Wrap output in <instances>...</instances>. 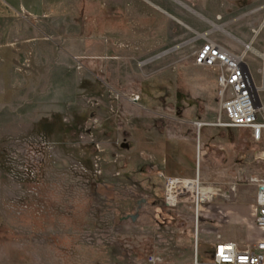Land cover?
<instances>
[{
	"label": "rangeland",
	"instance_id": "obj_1",
	"mask_svg": "<svg viewBox=\"0 0 264 264\" xmlns=\"http://www.w3.org/2000/svg\"><path fill=\"white\" fill-rule=\"evenodd\" d=\"M244 1L249 4L244 9L248 14L237 22L240 29L259 28L264 18V0ZM84 2L57 0L61 25L76 22L81 35L84 20L90 19ZM93 6L90 20L93 32L98 33V1ZM210 28L215 29L211 25ZM186 32L182 60L189 68L186 73L173 74L186 90L187 100L181 108L174 103L164 106L163 101L155 109L151 105L152 97L164 90L147 82L158 83L163 78H155L156 66L146 59L136 73L133 88L117 87L105 80L108 86L102 84L100 94L79 96L75 110L70 113L47 114L42 121H7V126L1 128L0 251L5 254L7 264H146L145 257L150 252L167 263L191 260L195 191H174L175 205L166 204L164 178L141 174L132 154L135 135L146 140L157 132L162 139L186 129L195 136L201 128L195 122H213L218 116L215 72L193 63L194 50L205 41V34H199L194 41L196 34ZM263 32L261 28L254 41L259 50L263 46ZM245 60L259 85L261 60L251 53ZM131 91L141 93V100L138 99L144 105L131 104ZM137 117L141 121L139 127L133 125V118ZM207 128L220 130L221 134L205 144L217 152L211 157L219 166L205 168L204 176L198 177L201 188L209 190L210 195L198 204L197 254L201 264H210L211 240L216 233L237 240L240 246L249 245L254 242L253 237H258L247 207L254 192L248 179L264 175V131L261 140L255 142L245 128L215 125ZM208 129L202 128L201 141ZM228 151L234 155L229 164L227 160L223 162ZM91 181L97 194L94 199L88 189ZM218 204L240 206L238 214L251 221L249 226L246 223V231L241 226L229 225L224 232L206 224L208 219L230 222L233 213L223 218ZM135 213L137 216L131 220L129 216ZM251 233L254 236L248 237ZM261 236L264 238V233Z\"/></svg>",
	"mask_w": 264,
	"mask_h": 264
},
{
	"label": "crops",
	"instance_id": "obj_2",
	"mask_svg": "<svg viewBox=\"0 0 264 264\" xmlns=\"http://www.w3.org/2000/svg\"><path fill=\"white\" fill-rule=\"evenodd\" d=\"M96 1L100 7L98 33L93 32L90 20ZM248 5L244 0H85L84 7L90 13L86 16L90 19L84 20L81 35L76 22L61 25L57 0H0V130L7 126V121H42L47 114L70 113L75 110L79 96L96 97L100 94V86L105 83L108 86L107 82L125 89L133 88L136 73L146 59L156 66L155 78H163L158 83L147 82L164 90L152 97L151 105L155 109L157 103L163 101L164 106L174 103L181 108L187 100L186 90L173 74L186 73L189 68L182 60L186 30L196 34L194 41L199 34H205L203 39H211L233 52H240L243 43L251 40L252 29H255L250 27L242 31L237 23L248 14L244 11ZM130 94L141 98L138 91ZM139 99L131 104L140 106L142 101ZM133 121L134 126H140L139 117ZM208 126H201L195 136L186 129L162 136V139L157 132L147 136L146 140L133 136L132 154L137 170L153 178L158 174L192 179L195 173L203 177L205 168L219 166L211 157L217 152L205 144L221 133L220 130H209ZM203 127L208 130L201 141ZM225 136L230 137L226 133ZM196 140L201 155L200 171L195 162L196 147L193 149ZM233 158L228 151L223 162L227 160L229 164ZM254 192L247 204L252 217ZM217 210L223 218L233 213L230 222L226 219L223 224L208 219L206 224L224 232L229 225L241 226L243 231H246V223L250 225V218L238 214L242 210L240 206L218 204ZM219 233L223 240L238 244L237 240L227 239ZM256 233L258 237H253L254 240L261 239L264 231L257 228ZM4 259L5 254L0 251V264H7Z\"/></svg>",
	"mask_w": 264,
	"mask_h": 264
},
{
	"label": "built area",
	"instance_id": "obj_3",
	"mask_svg": "<svg viewBox=\"0 0 264 264\" xmlns=\"http://www.w3.org/2000/svg\"><path fill=\"white\" fill-rule=\"evenodd\" d=\"M264 28V18L259 28L252 29V38L243 43L240 52H233L217 42L205 38V41L193 53V63L212 69L215 72L216 98L219 104L218 116L213 122H195L199 129L203 125H215L218 127H235L249 130L250 138L258 142L264 131V32L262 50L253 47L252 42L259 30ZM251 53L261 60L260 84L257 85L250 71L245 56ZM138 96H132L136 101ZM200 150L196 140V161ZM162 177L165 180L164 201L168 205H175L170 200L171 186L175 185L174 191H185L187 183H192L195 191L196 215L194 221V252L190 261L167 263L157 253L150 252L145 257L146 264H201L197 254V212L198 204L205 199L199 198L200 186L198 174L192 179L183 177ZM248 181L255 187L252 204L253 221L256 228L264 231V175H253ZM209 193V191L207 192ZM175 196V193H174ZM210 198V195H209ZM210 264H264V238L254 240L249 245L239 246L233 241L223 240L216 233L210 246Z\"/></svg>",
	"mask_w": 264,
	"mask_h": 264
},
{
	"label": "bare ground",
	"instance_id": "obj_4",
	"mask_svg": "<svg viewBox=\"0 0 264 264\" xmlns=\"http://www.w3.org/2000/svg\"><path fill=\"white\" fill-rule=\"evenodd\" d=\"M171 187L172 188H171V190L169 192L170 193L169 197H170L171 201H174V199H175V196H174L175 185H172ZM186 188H187V190L193 189L194 185L192 183H187ZM205 189H209V188H205ZM208 191L209 190H204V189L200 188V190L198 191L199 192V196H200L199 198H201V199L209 198V195L207 193Z\"/></svg>",
	"mask_w": 264,
	"mask_h": 264
},
{
	"label": "trees",
	"instance_id": "obj_5",
	"mask_svg": "<svg viewBox=\"0 0 264 264\" xmlns=\"http://www.w3.org/2000/svg\"><path fill=\"white\" fill-rule=\"evenodd\" d=\"M88 189H89L90 197L94 199L97 194L95 192V184L92 181L89 182ZM86 196H88V194H86ZM89 202L92 203V199L89 198Z\"/></svg>",
	"mask_w": 264,
	"mask_h": 264
},
{
	"label": "water",
	"instance_id": "obj_6",
	"mask_svg": "<svg viewBox=\"0 0 264 264\" xmlns=\"http://www.w3.org/2000/svg\"><path fill=\"white\" fill-rule=\"evenodd\" d=\"M136 216H137V213L131 214L129 217H130L131 220H134Z\"/></svg>",
	"mask_w": 264,
	"mask_h": 264
}]
</instances>
